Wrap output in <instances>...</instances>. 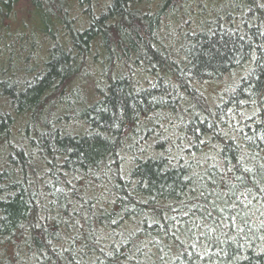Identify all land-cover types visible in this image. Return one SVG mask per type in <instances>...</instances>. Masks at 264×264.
<instances>
[{
	"label": "trees",
	"instance_id": "16d2710c",
	"mask_svg": "<svg viewBox=\"0 0 264 264\" xmlns=\"http://www.w3.org/2000/svg\"><path fill=\"white\" fill-rule=\"evenodd\" d=\"M0 264H264V0H0Z\"/></svg>",
	"mask_w": 264,
	"mask_h": 264
},
{
	"label": "rangeland",
	"instance_id": "374dc122",
	"mask_svg": "<svg viewBox=\"0 0 264 264\" xmlns=\"http://www.w3.org/2000/svg\"><path fill=\"white\" fill-rule=\"evenodd\" d=\"M18 14H19V12H18Z\"/></svg>",
	"mask_w": 264,
	"mask_h": 264
}]
</instances>
